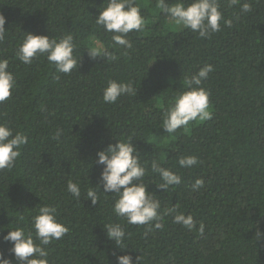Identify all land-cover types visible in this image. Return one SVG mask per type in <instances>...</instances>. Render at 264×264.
Segmentation results:
<instances>
[{"label": "trees", "instance_id": "trees-1", "mask_svg": "<svg viewBox=\"0 0 264 264\" xmlns=\"http://www.w3.org/2000/svg\"><path fill=\"white\" fill-rule=\"evenodd\" d=\"M104 2L0 0L6 20L0 59L9 60L16 79L10 98L0 102V123L28 137L14 166L0 170V252L11 258L12 245L3 241L8 228L19 222L28 230L41 204L54 207L69 229L47 246L49 264H117L121 255H131L133 264L138 257V264H264V0H240L235 6L219 0L223 20L231 25L221 21L220 31L206 39L174 25L158 0H135L144 29L128 34L132 48L115 51L118 59L111 63L86 52L94 39L112 50L111 34L95 24ZM243 3L250 5L249 12H242ZM28 32L71 33L78 68L59 73L46 57L21 63L15 51ZM204 64L213 67L202 84L210 92L212 119L167 134L165 109L187 90L185 77ZM109 80L133 82L137 96L105 103ZM57 130L59 139L54 138ZM128 137L147 168L144 183L161 203V228L117 217L112 193L101 194L92 205L67 192L69 181L82 191L90 184L97 187L103 166L95 163L96 154ZM189 155L198 164L181 168L179 159ZM154 160L182 183L158 188L162 180L151 172ZM196 179L204 185L193 191ZM173 206L191 214L197 229L203 222V234L175 224V213H165ZM109 223L125 227L126 250L108 240L103 225ZM13 264L18 262L13 259Z\"/></svg>", "mask_w": 264, "mask_h": 264}, {"label": "clouds", "instance_id": "clouds-1", "mask_svg": "<svg viewBox=\"0 0 264 264\" xmlns=\"http://www.w3.org/2000/svg\"><path fill=\"white\" fill-rule=\"evenodd\" d=\"M240 4V0H229V6ZM157 7L167 15L168 19L178 27L189 29L198 33L202 39L220 31L221 21L227 26L231 21L223 20L220 11L219 0H175V3H167L166 0H158ZM241 10L247 13L251 10L248 3L241 5ZM99 15L95 17V24L102 27L106 33L111 34V48L104 45L100 40L94 39L86 50L88 56L93 60L97 58L106 59L107 63L118 59L115 51L119 49H131L132 42L128 34L134 30L139 33L143 31L145 19L141 14V8L135 0H105L98 9ZM6 20L0 15V41L5 39ZM77 48L74 36L67 33L60 37L46 35H35L31 32L25 33L22 42L15 51V58L25 65H31L34 60L46 57L50 65L57 72L71 74L77 69L79 62L74 52ZM8 59H0V102L10 98L16 86L14 74L9 70ZM213 67L204 64L199 71L185 77V88L187 90L177 93L163 113L162 128L167 134H173L182 127H187L190 122L202 123L212 119L209 106L210 92L202 86L207 80ZM122 96H137V88L134 83L109 80L103 89V101L115 104ZM61 131L57 130L54 138L59 139ZM115 139V138H114ZM114 144L98 152L95 163L102 165V171L98 186H87L82 191L79 183L69 181L67 192L80 201L85 198L92 205L99 202L101 194L112 193L115 197L113 212L131 225H149L155 222V228H161L162 214L161 203L155 195L148 191L144 178L147 168L141 163L139 150L132 143L133 138L117 140ZM28 143V137L23 132L15 131L6 123H0V170L10 169L21 156V147ZM181 168H191L198 164L195 155L182 156L179 161ZM151 172L159 175L162 183L161 189L170 186H178L182 183L181 177L170 168L161 166L155 160L151 163ZM102 185L103 192L100 191ZM204 185L202 179H196L191 185L193 191L199 190ZM36 213L31 217L30 228L26 230L19 222L8 228L7 235L3 237L5 243L12 247L8 250L11 258H6L0 252V264H13V259L18 264H49V251L47 246L54 241L62 239L69 231L67 226L58 218L57 211L50 205H38ZM165 213L173 216V222L182 225L192 231L198 230L203 234L205 225L197 222L189 214L185 215L177 211V206L167 208ZM23 217H21V220ZM108 240L113 241L120 251L127 249L125 245L126 231L121 223H109L103 225ZM3 231V229H0ZM258 239L261 234L257 233ZM139 257L136 260L138 264ZM117 264H133L131 255L116 257Z\"/></svg>", "mask_w": 264, "mask_h": 264}]
</instances>
